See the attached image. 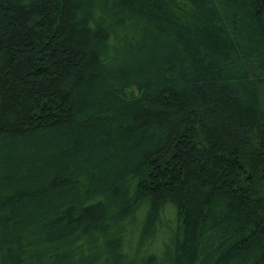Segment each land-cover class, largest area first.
<instances>
[{"label":"trees","instance_id":"obj_1","mask_svg":"<svg viewBox=\"0 0 264 264\" xmlns=\"http://www.w3.org/2000/svg\"><path fill=\"white\" fill-rule=\"evenodd\" d=\"M0 264H264V0H0Z\"/></svg>","mask_w":264,"mask_h":264}]
</instances>
